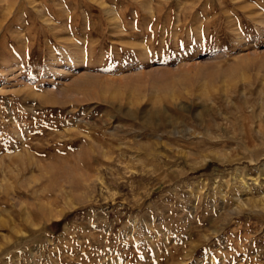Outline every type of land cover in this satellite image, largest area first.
Segmentation results:
<instances>
[{"label":"rangeland","instance_id":"374dc122","mask_svg":"<svg viewBox=\"0 0 264 264\" xmlns=\"http://www.w3.org/2000/svg\"><path fill=\"white\" fill-rule=\"evenodd\" d=\"M0 264H264V0H0Z\"/></svg>","mask_w":264,"mask_h":264}]
</instances>
